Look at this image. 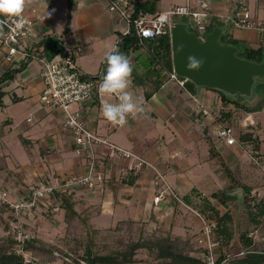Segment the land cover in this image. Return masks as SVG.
<instances>
[{"label":"crops","instance_id":"crops-1","mask_svg":"<svg viewBox=\"0 0 264 264\" xmlns=\"http://www.w3.org/2000/svg\"><path fill=\"white\" fill-rule=\"evenodd\" d=\"M185 1L172 2L168 7H163L160 1L159 11H166L173 5L182 4ZM68 3L69 0H32L24 10L32 16L41 17L39 30L51 34L52 31H57L58 26L63 27L64 30L67 22ZM243 4L250 7L256 20L264 22V0H213V11L219 15L215 19L224 23L233 9ZM48 12L51 15L47 16ZM71 14V31L67 33L70 40L66 44L77 51V62L84 53L85 57L97 58L98 63L102 65L107 53L116 47L118 33L122 32L119 29V26H123L122 20L118 14L109 10L107 0H72ZM230 26L231 28L229 31L226 29V32L231 34L233 38L255 48L264 46V35L257 30L237 29L233 28L232 25ZM46 41V47L50 51L63 47L64 43V41H57L52 35ZM79 54L80 57H78ZM9 67L4 59L0 58V76ZM28 67L22 74L26 73ZM100 69L102 72L103 69ZM82 71L89 75L86 70L83 69ZM18 76L14 80H18L16 85L22 86L24 93L18 95L14 92L13 98L21 97L24 99L26 95L29 96L30 108L33 109L31 113L34 114L35 118L33 117L32 122H29L30 116H27L26 124L9 119L5 124L6 126L2 125L4 121L0 119V156H5L3 164L0 159V186L2 189L7 192L10 191L7 189L11 188L7 185V176L14 169L15 162L13 159L24 164L23 167L18 168L19 173L28 174L27 177L32 178L27 185L38 184L41 181L58 184L69 173H83L86 169L82 160L73 152L72 136L65 126V112L40 101V93L43 90L40 70L38 82L35 79L31 81L32 77L28 76L30 79L23 83ZM167 81L163 82L161 89L150 99L145 98L144 87L130 84L128 91L135 95L133 99L137 101L141 111L135 116L130 115L127 123L123 126H114L103 117L101 112V106L105 101L118 102L114 96L109 97L102 94L101 97L96 96L91 101L77 104L74 109L71 107L70 109L81 112L86 124L100 135L121 146L132 148L159 166L167 174L173 186L180 190H189V194L194 192L196 184H199L195 178L200 177V175H207V172L213 173L210 171L213 167L212 158H206L211 154L210 149H215L218 154L225 153L226 160H232L235 155H240V152L246 149L247 143L251 146L255 143L254 147L264 153V135L254 130L255 124H259L262 120L264 123V106L261 110L250 113L241 111L240 118L234 119L237 132L240 135L249 132L256 141H245L237 138L238 142L233 146H228L226 143L216 141L211 137L208 141L205 130H208L209 121L203 115H198L195 110L196 106L194 108L186 102V98L192 92L188 89L184 90L176 82L168 81V84ZM9 83L10 81L4 85ZM169 85L172 89L167 88ZM4 89L6 90L5 87ZM201 92V97L205 98V101H210L212 98H215L216 101L221 99V95L211 89L203 88ZM258 99L255 100V104ZM254 103L252 105H255ZM249 119L252 122H248ZM255 120L256 122H254ZM13 133L17 134V141L11 139ZM21 136L30 141L28 147L22 144ZM15 143L17 149H14L13 144ZM205 143H208L207 146ZM103 150L99 155L100 159L106 158ZM243 154L241 153V156ZM207 160L209 169L204 163ZM131 162L125 160L108 164L109 176L106 182L101 185L99 190L92 192L98 201L101 200V195L105 194V202L107 203L102 201L101 205L106 207L107 204H110L108 206L114 207L115 213H118L121 207L129 208L134 201H137V190L142 193L140 199L145 198L149 190L154 191L152 170L144 169L142 172H132L128 169ZM246 164L248 163L246 162L244 165L240 160L239 169L242 170V166L245 167ZM250 170H242L244 173L242 178H245L246 182L244 183L246 185L255 190V187L252 188L248 184L256 178L255 173L250 172ZM15 181L19 182V180ZM19 187L24 191L23 194L29 189L24 182ZM186 197L189 198V196Z\"/></svg>","mask_w":264,"mask_h":264},{"label":"rangeland","instance_id":"rangeland-1","mask_svg":"<svg viewBox=\"0 0 264 264\" xmlns=\"http://www.w3.org/2000/svg\"><path fill=\"white\" fill-rule=\"evenodd\" d=\"M176 1L179 0H161V4L163 7H168L172 2ZM230 25L231 22L229 19L224 21L225 30L228 29L229 31V28H231ZM119 27V29L124 32L127 26L126 23H123V26ZM62 30L63 27L58 26L57 31H52L51 35L59 42H67L70 39H68L67 34L64 32V30ZM194 31L199 33L196 29H194ZM136 55L137 53L132 56L130 61H132ZM78 57H80V54ZM78 60L79 61L77 63L79 68L86 70L89 75H103V71L101 72L100 69L101 63H98L97 58L85 57V54L83 53L81 58ZM39 65V59L37 57L34 58L26 73L19 74L18 77L21 82L25 83V80L28 81V79H30L28 76L32 77L31 81H34L35 79L36 82H38L40 70ZM168 78L169 76L167 75L165 81H167ZM16 83H18V80H12L9 84L3 86L7 90V95L4 98L6 106L0 109V119L3 121L12 119L15 122L20 121L26 124L27 116H31V120H28L29 122H32L33 117L35 118V116L31 113L33 109L30 108L31 101L29 96L26 95L25 98L21 100L22 102H13L12 98L14 92H16L18 95H23L24 93V88L22 86H17ZM167 88L172 89L170 85ZM182 88L187 90L186 87ZM202 89L203 87H197L195 93H190V97L188 96L186 98V102L194 108L196 106L195 110L198 112V115L201 116L202 113L199 109V103H195L194 98L197 97L199 101H203L205 99L201 97ZM212 91L216 92L215 90ZM134 96L135 95L132 94V97ZM215 100V98H212L213 104ZM218 101H220V99H218ZM257 101L259 102L260 100L258 99ZM75 105L77 104L71 105V108L74 109ZM48 106L53 107L52 105ZM230 106L234 107L233 103H230ZM223 117L224 116L222 115L221 118L223 119ZM199 119L201 118L199 117ZM248 122L251 121L248 120ZM254 122H256V120ZM232 123H235V120H233ZM254 126L255 131L259 132L261 135H264L263 120ZM208 131L209 130H205V134L207 137L206 139L209 141V137H211V135L208 134ZM235 136L238 139H241V135L237 131L235 132ZM16 138V133L11 134V139L17 141ZM214 139L217 141L216 138ZM220 142L219 144H221ZM254 144L255 143H253L251 146V144L247 143V147H245L246 149L240 152V155H235L232 160H226L225 153L218 154L215 152V149H210L211 154H209V156L206 158H212L213 167H211L210 171H212L214 174L207 172V175H200V177L195 178L199 184H196L195 191L191 194H189V190L184 191L177 189L167 178L170 186L175 189L182 199L181 202L172 200V198L169 197L161 200L158 203L154 201L156 189L154 185L153 173L154 191L149 190L146 194V197L140 199L142 193H139V190H137V201H134L132 206L129 208L121 207L118 213H115L114 207L108 206L110 204H107L106 207L101 205L102 201H104L103 203H107L105 202V194L101 195V200L99 201L95 197L93 193L101 188L99 185L94 189H90L86 186H81L78 184L67 186L65 183V181L68 179L67 177L71 174H77L69 173L58 183L62 184L60 186V192H66L72 195L73 200L76 202L75 209L81 213L83 217H85V221L78 217L74 218L72 221H68L66 217V210L62 208L61 205L59 211H54L49 207L47 202H44L43 206H39L30 213H27L23 210L14 212L10 207L9 210L7 209L4 212L0 210V242L9 241L12 236L19 241L26 237L36 238L39 240V242L46 245V250L52 249V252H44L43 254H32V252H27L25 253V257L28 260L33 258L41 264H89L84 259L82 260V256L86 254L88 245L91 242L94 243L91 247V250L94 253L103 248L107 249L105 251L103 250L105 253L109 250L121 249L123 247V242H135L142 238H155V236H169L170 239L173 240L175 238H183L188 240L190 242L187 247L189 254L192 256L196 255L204 259V251L201 249L206 247L208 243V237L204 231V226L202 225L203 220L197 214V212L200 211V214L204 217V219L210 218L213 222H215V220L218 222L216 218V212L219 213V216H223L226 212H230V214L233 216L232 222L228 221L227 225L234 235L230 241V247L227 248L226 245L221 244L224 249L231 250L233 254L237 255L240 252H244L245 250L240 240V233L245 229L250 231V234L256 238L255 240H257L263 248L264 224H262V226H258L250 219V213H257L259 210L258 204L261 201L264 202V168L260 165H257L254 161L257 159V152H259L260 156H264V153L260 149L254 147ZM13 146L14 149H17L16 143L13 144ZM243 152H245V154H243ZM241 153L243 156H241ZM4 158L5 156H0L2 164L4 162ZM240 160L242 163H244V165L246 162L248 163L246 164L248 168L246 166H242V170L249 171L252 167L250 172L252 171V173H255L256 178L252 182H247H251L248 184H250L252 188L255 187V190L251 189V191L247 192L246 189L239 185L232 191L229 189L228 192H230V194L228 192L224 193L223 190H227L231 186L236 185L237 182H241L244 186H248L244 183L246 182L245 178H242L244 173L239 169L238 166ZM233 161L236 162L232 163ZM13 162H15V166L13 167L14 169H12L11 174L7 176V185L11 186V188H7L11 191H8V198H10L12 201H18L22 199L21 197L24 192L20 189V184L24 182L27 188H30V186L34 184L27 185L32 178H28V174L26 175L25 173H19L20 171L18 168L23 167L24 164L14 159ZM204 163L209 169L210 166L208 164V160L204 161ZM29 167L30 165L28 168ZM157 167L160 169L159 166ZM238 169L240 170L239 173ZM140 170L141 171L139 172H142L144 168ZM85 172L86 170L83 173ZM15 180H19L21 183L19 184V182ZM40 183L43 182L41 181ZM0 188L2 189L1 186ZM27 191H29V189L26 190V192ZM214 194H218L219 196L215 197ZM185 196H189L191 204H189L184 199ZM212 208H214V210ZM11 215L14 217H11ZM9 225L10 228L8 227ZM213 236L215 238V233ZM246 255H248L247 252L240 256ZM75 258H79V260L75 261ZM135 259L136 261L130 264H162L164 261L162 258L158 257V252L156 250H150L148 248L139 249L136 253Z\"/></svg>","mask_w":264,"mask_h":264},{"label":"built area","instance_id":"built-area-1","mask_svg":"<svg viewBox=\"0 0 264 264\" xmlns=\"http://www.w3.org/2000/svg\"><path fill=\"white\" fill-rule=\"evenodd\" d=\"M213 0H186L183 4L173 5L166 11H159L154 14L141 12L135 16V0H107L108 8L111 12L118 14L123 23H126L124 34L130 32L134 26L140 38H153L171 33L176 22L185 21L189 27L196 29L198 36L203 39L209 32L208 26L219 17L213 11ZM233 28L244 30H257L264 35V22L256 20L249 6L239 5L235 7L228 16ZM0 58L9 66H18L26 62L31 56V50L41 45L51 34L39 30L41 17L32 16L25 10L19 17L8 20L0 15ZM77 51L73 47L63 43L62 50L53 57H37L40 62V77L43 82V90L40 93V101L44 104L60 108L65 112V126L70 132L73 140V151L82 160L86 172L83 174H71L65 183L67 186L78 184L90 189L101 187L108 178V164L111 162L132 161L128 166L130 171L139 172L140 169H150L154 173V185L156 189V203L165 198H172L177 202L182 199L178 193L170 186L167 174L159 169L147 158H144L132 148H126L111 141L109 138L100 135L95 129L88 126L79 111L70 109L73 104H84L94 97L102 96L100 84L103 75L99 77L86 75L77 64ZM169 81L176 82L179 86L185 87L187 79L180 77L174 70L169 73ZM115 97V96H114ZM117 100L118 98L115 97ZM193 98V96H192ZM199 109L203 117L208 122V134L218 141L226 143L228 146L236 145L238 140L235 136L236 124L226 125L222 122L224 113H232L233 117H238L242 110L234 104H225L220 101L212 103V100H198ZM31 120V116L28 118ZM250 120V119H249ZM252 122V120H250ZM104 149V150H103ZM104 151L105 159H100L99 155ZM259 155V152H257ZM254 161L264 168V156H258ZM62 184H51L43 182L30 186L29 191L22 195V199L12 201L8 198V192L0 188V204L7 203L9 207L16 211L23 210L32 212L39 206L47 202L54 211L60 210V204L56 200V191L60 192ZM52 200V201H51ZM193 210V208H192ZM202 218V225L208 237V243L204 252V264H230L231 259L236 254L231 250L224 249L220 242L215 240L214 231L217 222L212 219ZM214 238V239H213ZM231 252V253H230ZM240 252L238 255H243Z\"/></svg>","mask_w":264,"mask_h":264},{"label":"trees","instance_id":"trees-1","mask_svg":"<svg viewBox=\"0 0 264 264\" xmlns=\"http://www.w3.org/2000/svg\"><path fill=\"white\" fill-rule=\"evenodd\" d=\"M161 0H135V16H138L141 12L154 14L159 12V3ZM68 17L65 25L64 32L67 34L71 31V19H72V0H69L68 6ZM215 26L224 27V23L214 19L211 24L208 26V31H211ZM190 30L194 31V28L189 27ZM220 40L226 44H233L238 46L240 51L238 55L253 60L256 62H261L264 59V46L260 47H252L247 44H244L242 41L233 38L231 34L228 32L222 34ZM47 41L41 43V45L36 46L37 48L31 50V56L28 58L26 62L21 63L18 66H10L7 70L0 76V109L5 107L4 98L7 95V91L4 89V84L16 79L18 74L22 73L29 64L33 61L34 56L39 57H53L57 53H59L61 48L51 49L52 51L47 49ZM44 45V48H43ZM119 51L125 54L129 59L132 58L134 54L137 53L135 58L131 61V65L133 68L131 74V83L135 86H142L145 88V98L150 99L156 92H158L163 82L166 80L167 75L172 72L173 69V55H172V43H171V33L168 32L162 36H157L153 38H140L137 34L134 26L131 27L130 32L124 34L123 32L118 33V40L116 43V47ZM146 56V57H145ZM103 69V76L106 73V58L101 65ZM95 77H99L98 75H92ZM190 92L195 93L197 87L191 81L186 82L185 86ZM255 90L257 92L258 98L260 101L255 105H250L249 102L244 99L231 98L228 95L216 91L221 95V100L225 104L233 103L238 109L243 112H254L261 110L264 106V82H259ZM21 97H14L13 101L18 102L21 101ZM222 122L226 125L232 123L234 119H239L238 117H233L232 113H224ZM8 120H5L2 125L4 126ZM22 144L25 147H28L29 140L20 137ZM241 139L245 141H256L253 135L249 132L241 135ZM6 166V164H5ZM242 186L244 189L251 191V188L248 186H244L241 182H237L236 185L231 186L227 190H223V192H228L229 189L231 191L238 186ZM246 187V188H245ZM222 191V190H221ZM230 194V192H228ZM56 200L60 203L61 207L66 210V217L68 221H72L74 218L78 217L81 220L85 221V217L81 215L76 209V202L73 200L72 195L66 192L61 193L56 191ZM215 197H218V194H214ZM230 196V195H228ZM184 199L191 203V200L188 197H184ZM259 210L256 213H250L251 221L254 222L258 226H262L264 224V202H260L258 204ZM9 210L10 207L7 203L0 204V210L2 212ZM214 210V208H212ZM15 212V210L13 209ZM217 216V228L215 229V240L219 241L220 244L226 245L227 248L231 246V239L233 237V233L231 232L229 226L227 225L228 221L233 220L230 212H226L223 216H219V213L216 212ZM11 217H14L11 215ZM1 218V213H0ZM10 228V225L8 226ZM256 238L250 234L248 229L243 230L240 233V240L243 244L245 252L248 255L246 256H238L237 254L233 256L230 261V264H264V247L262 248L261 244L258 243ZM190 242L183 238H175L170 239L169 236H155V238L148 239H139L135 242L125 243L123 242V247L117 250H109L104 253L105 248L99 250L103 252L94 253L91 249L94 244L91 242L88 245V249L86 254L82 256V260L84 259L89 264H130L136 261L135 256L139 249L148 248L150 250H156L158 252V257L162 258L164 261L162 264H204V259L202 257L196 255H190L189 251H187L188 244ZM44 245V246H43ZM187 245V246H186ZM46 245L39 242L36 238L26 237L23 240H17L15 237H11L9 241L0 242V264H41L36 259L28 260L25 257V253L32 252L33 253H44V252H52V249H45ZM206 252L207 249H201ZM75 261H78L79 258H75Z\"/></svg>","mask_w":264,"mask_h":264},{"label":"water","instance_id":"water-1","mask_svg":"<svg viewBox=\"0 0 264 264\" xmlns=\"http://www.w3.org/2000/svg\"><path fill=\"white\" fill-rule=\"evenodd\" d=\"M224 33V27L215 26L201 39L187 22H176L171 30L173 69L196 87L240 97L252 104L258 98L256 85L264 82V59L256 62L239 56L238 46L220 40ZM190 56L202 61L198 70L186 67Z\"/></svg>","mask_w":264,"mask_h":264},{"label":"clouds","instance_id":"clouds-1","mask_svg":"<svg viewBox=\"0 0 264 264\" xmlns=\"http://www.w3.org/2000/svg\"><path fill=\"white\" fill-rule=\"evenodd\" d=\"M32 0H0V15L8 20L19 17L24 8ZM51 15L48 12L47 16ZM4 21H0L3 24ZM106 73L100 84V92L104 95L118 98V102L105 101L101 106L103 117L114 126H123L128 117L135 116L141 109L132 94L128 91L133 71L129 57L121 53L118 48H112L106 55ZM202 61L195 57H188L186 67L189 70H198Z\"/></svg>","mask_w":264,"mask_h":264}]
</instances>
